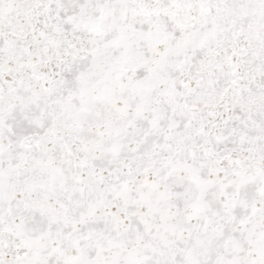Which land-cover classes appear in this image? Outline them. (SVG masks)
<instances>
[{
  "label": "snow or ice",
  "instance_id": "obj_1",
  "mask_svg": "<svg viewBox=\"0 0 264 264\" xmlns=\"http://www.w3.org/2000/svg\"><path fill=\"white\" fill-rule=\"evenodd\" d=\"M0 264H264V0H0Z\"/></svg>",
  "mask_w": 264,
  "mask_h": 264
}]
</instances>
